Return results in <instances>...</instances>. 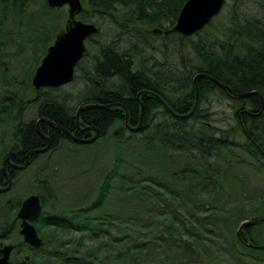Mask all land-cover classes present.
Returning <instances> with one entry per match:
<instances>
[{
  "label": "trees",
  "instance_id": "16d2710c",
  "mask_svg": "<svg viewBox=\"0 0 264 264\" xmlns=\"http://www.w3.org/2000/svg\"><path fill=\"white\" fill-rule=\"evenodd\" d=\"M25 1L0 0V5L18 17ZM82 1L85 11L79 19L94 23V17H108L119 27L97 55L95 75L110 87L86 100L122 103L133 126L141 111L137 95L151 90L174 114L142 95L145 121L140 131L131 132L121 108L85 112L86 121L104 136L122 122L113 134L115 161L95 198L84 206L55 211L53 199L41 195L43 212L36 226L39 232L52 231L40 233V248L24 245L36 264H227L234 257L242 264L244 259L259 262L257 253L264 250L251 245L264 246L256 234L260 227L238 230L244 221L264 218V201L253 204L256 200L243 198L242 185L241 199L235 200L237 190L228 191L221 165L226 155L241 157L238 150L260 162L264 171V156L256 146L264 151V0H227L222 12L191 37L170 32L187 0ZM44 7L60 13L46 0ZM61 14L64 20L66 13ZM153 28L164 33L153 34ZM200 74L208 77L195 82ZM229 91L258 95L237 99ZM213 95L220 105L231 107L225 112L205 107ZM22 128L25 150L37 148L41 139L35 123ZM134 145L152 156L186 159L166 178L157 171L162 161L156 156L150 170L145 155L123 150ZM20 206L13 203L9 209ZM48 206L52 209L46 210ZM11 228L1 229L0 237L8 236Z\"/></svg>",
  "mask_w": 264,
  "mask_h": 264
},
{
  "label": "rangeland",
  "instance_id": "374dc122",
  "mask_svg": "<svg viewBox=\"0 0 264 264\" xmlns=\"http://www.w3.org/2000/svg\"><path fill=\"white\" fill-rule=\"evenodd\" d=\"M25 2L23 13L18 17L12 14V9L0 5V97L9 90H19L26 100L35 96V90L31 84L32 79L41 65L47 49L53 44L55 36L58 34L54 25L64 29L68 19L67 7L59 10L60 13H55L47 12L44 7L45 0H26ZM90 12L91 10L88 13L90 14ZM61 13H66L64 20ZM93 21L100 26V31L94 36V42H87V55L78 67L75 81L54 92V95L57 96L56 103L64 108L69 107L68 110H73V113L81 102L91 96L92 92L88 91L90 88L88 82L93 84L94 79L91 80L86 76L93 73L94 55L99 53L100 45L114 39L118 34L117 30H119V27L108 17L97 16L93 18ZM168 25L165 24V26ZM203 105L212 111L219 112H225V108L231 107L227 102L223 106L220 105L215 95L211 96L210 101H205ZM31 106L29 105L24 110L28 114L24 116L25 118L35 116L37 110L32 109ZM121 123L115 124L109 129L107 135L94 144L74 146L64 143L61 147L59 145L56 150L38 156L30 169L18 174V183L11 193L0 197V230L7 229V225L12 226L17 215L18 210L11 211L9 205L11 207L13 203H22L33 194H42L46 199H53L55 211L59 208L68 211L84 206L93 200L103 176L112 168L115 161L118 146L113 134L121 128ZM13 129H16L15 123L10 121L0 131V168L3 161V149L13 142ZM130 147L125 146L123 150L133 152L134 156L145 155L150 170L153 168L152 159L155 156L160 159L162 165L157 171L166 178L172 172L179 170L186 159L179 156L166 159L160 154L152 156L135 145ZM236 152L242 158L245 157L246 162L237 155L225 156L221 168L227 176V189L231 193L233 189L237 190V193H233V195L235 200H240V185H242L245 191V195L242 197L256 200L253 204H258L264 201V171L259 169L260 162L246 157L238 150ZM44 186L48 188V191ZM51 209L48 206L46 210ZM263 224L256 226L260 227L256 230V234L259 241L264 244ZM11 229L8 236L0 237V246H18L12 256L15 264H23V256H25L27 264H36L34 261L36 257L30 254V248L21 242L23 238L20 235L19 225H14V229ZM50 231L52 229H44L39 234ZM19 236H21V241ZM257 255L256 257L260 259L259 262L244 259L245 264H264V254L257 253ZM226 263L242 264L235 257L228 258Z\"/></svg>",
  "mask_w": 264,
  "mask_h": 264
},
{
  "label": "water",
  "instance_id": "95a60500",
  "mask_svg": "<svg viewBox=\"0 0 264 264\" xmlns=\"http://www.w3.org/2000/svg\"><path fill=\"white\" fill-rule=\"evenodd\" d=\"M226 0H187L184 4L176 25L170 30V32L179 33L186 37H191L196 33L203 30L216 16H218L224 8ZM47 4L52 9L68 8V20L65 25V29L59 32L56 36L54 45L49 47L48 52L41 65L37 69L34 78L33 86L40 90L43 87L58 88L71 83L74 80V72L77 64L82 60L86 52L85 42L86 40L99 33V28L92 23H85L77 19L79 15L84 12V6L82 0H47ZM153 34H162L163 31L159 29L152 30ZM168 33V32H166ZM205 74H200L195 78L197 82L200 78H207ZM210 78V77H209ZM211 79V78H210ZM213 80V79H212ZM214 82L220 86L223 90H226L225 85L219 81ZM231 97L237 99H243L250 97L256 92L237 94L233 91L228 92ZM162 103V105L171 113L172 109L162 100L157 94H152ZM140 96V95H139ZM199 93L197 91L195 108L198 105ZM141 106L140 122L137 126L132 127L129 125L128 109L122 103L114 104H89L81 106L78 109L77 119L82 112L86 109H105L113 106H118L125 111L126 124L132 132H138L143 127V119L145 115V107L143 102L139 100ZM194 108V109H195ZM247 113L246 111L243 112ZM174 114V113H173ZM176 115V114H175ZM255 116V114H252ZM48 122L45 118H42L39 122ZM64 130L63 128H58ZM95 135L91 139H77L73 138L80 144H92L101 137V130L98 127L91 128ZM65 131V130H64ZM40 132V131H39ZM67 132V131H65ZM69 134V132H67ZM41 136L45 137L49 143L44 149H35L31 153L40 154L47 152L51 148L49 138L41 133ZM260 150V153L264 156V151L256 145ZM28 164L20 167L21 170L27 168ZM11 189V181L6 188H0V193L9 192ZM42 204L39 195H31L26 198L17 213L16 220L21 222L20 234L23 237V243L28 244L34 248H40L43 245V238L40 236L34 222L37 221L42 214ZM264 223V218H255L253 220L244 221L240 227L239 232L245 231L247 227L259 226ZM260 250H264V246H253ZM18 248L17 245H2L0 246V264H14L11 260V255L14 250Z\"/></svg>",
  "mask_w": 264,
  "mask_h": 264
},
{
  "label": "flooded vegetation",
  "instance_id": "af4514ba",
  "mask_svg": "<svg viewBox=\"0 0 264 264\" xmlns=\"http://www.w3.org/2000/svg\"><path fill=\"white\" fill-rule=\"evenodd\" d=\"M161 35V34H158ZM92 41L94 42V36L89 37L86 42L85 46H87V42ZM55 42V40H54ZM53 42V44H54ZM52 44V45H53ZM101 47V45H100ZM99 47V51H100ZM48 51V49H47ZM87 55V47L84 57ZM98 55V54H97ZM97 55H94V61H93V73H89L86 77L89 79H94L93 84H90V88L88 91L92 92L93 96L101 94L104 90V88H109L110 86H106L104 83V80L100 79L96 73V65L99 62V57ZM83 57V59H84ZM82 59V60H83ZM81 60V61H82ZM81 61L77 64L74 72V80L76 79V72L78 70V67L81 63ZM73 81L65 86L53 88V87H43L40 90H37L33 83L32 86L35 90V96L31 99H24L23 96L20 94L19 90H9L6 94H3L0 97V131L3 127L6 126L8 122H14L16 129H13V142L12 144L5 146L3 149V161L2 166L0 168V188H6L9 186V181H11V189L9 192L0 193V197L6 194L11 193V191L14 189V186L18 183V174L23 172L24 170H28L31 168V166L34 164V162L37 160L36 158L40 155L47 154L49 152H52L57 149V146H59L60 142L64 141L74 146H84L83 144L78 143L74 139H91L95 135L94 131L91 129L93 127H97L92 121H86L85 119V112L90 111L93 109H86L84 112L81 113L79 120L77 119V113L78 109L81 106L89 105L90 104H99L101 103L98 101V99L92 100H85L82 102L79 107L76 108L75 113H73V110L69 111V107L64 108L62 105L57 104L54 100V92L58 91L62 88L67 87L68 85L72 84ZM33 82V79H32ZM1 94V92H0ZM152 94H155V92L151 90L142 91L137 95V101L139 103V100L142 101L141 96L142 95H148L150 97L155 98L158 102V98L153 96ZM157 94V93H156ZM140 95V96H139ZM158 95V94H157ZM87 101V102H86ZM143 102V101H142ZM120 103V102H115ZM103 104V103H101ZM114 104V103H109ZM25 105V109L29 107V105H32L31 108L36 109L37 112H35V116H32L29 118H25V115H28L24 112L23 107ZM144 105V103H143ZM140 106V103H139ZM145 107V106H144ZM113 108H120L118 106H113L110 108H105L101 110H110ZM122 109V108H121ZM123 110V109H122ZM141 110V106H140ZM69 111V113H68ZM124 111V110H123ZM129 113V112H128ZM32 115V114H31ZM58 117V118H56ZM124 117H125V111H124ZM42 118H45L48 120V122H39ZM74 119V120H73ZM126 119V118H125ZM154 120V119H153ZM74 121V122H73ZM145 121V115L143 119V123ZM35 123V127L37 126V123H40V127L42 129V133L44 136L49 138L51 143V148L44 153L40 154H33L31 153L35 149H44L48 145L49 141L38 134L39 138L41 139L40 145L37 146V148L30 149L28 148L25 150L23 147V135L22 133V126L23 124H29V123ZM129 122V118H128ZM140 122V116L136 122H134L132 125L136 126ZM63 128L64 130L58 129ZM37 129V127H36ZM12 135V132H11ZM74 138V139H73ZM95 143V142H94ZM93 143V144H94ZM28 164L27 168L21 170L20 167L25 166ZM40 199L42 194H38ZM42 200V199H41ZM21 222L19 220H16V217L13 220V225L20 227ZM23 256V264H27V261Z\"/></svg>",
  "mask_w": 264,
  "mask_h": 264
},
{
  "label": "bare ground",
  "instance_id": "6f19581e",
  "mask_svg": "<svg viewBox=\"0 0 264 264\" xmlns=\"http://www.w3.org/2000/svg\"><path fill=\"white\" fill-rule=\"evenodd\" d=\"M226 1H227V0H226ZM155 94H156V93H155ZM158 96H159V95H158ZM159 97H160V96H159ZM160 98H161V97H160ZM161 99H162V98H161ZM162 100H163V99H162ZM164 101H165V100H164ZM165 102H166V101H165ZM198 102H199V101H198ZM160 103H161V102H160ZM89 104H90V103H89ZM99 104H101V103H99ZM161 104H162V103H161ZM166 104H167V102H166ZM167 105H168V104H167ZM168 106H169V105H168ZM169 107H170V106H169ZM95 109H98V108H95ZM172 111H173V110H172ZM173 113H174V112H173ZM173 113H172V114H173ZM36 127H37L36 131L38 132L39 135H41L40 132L42 133V129H41V127H40V123H39V122L37 123V126H36ZM98 128H99V127H98ZM99 129H100V128H99ZM100 130H101V129H100ZM39 131H40V132H39ZM103 136H104V135H103V132H102V130H101V137H103Z\"/></svg>",
  "mask_w": 264,
  "mask_h": 264
}]
</instances>
